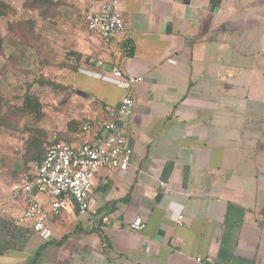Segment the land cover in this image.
Segmentation results:
<instances>
[{
	"label": "crops",
	"instance_id": "1",
	"mask_svg": "<svg viewBox=\"0 0 264 264\" xmlns=\"http://www.w3.org/2000/svg\"><path fill=\"white\" fill-rule=\"evenodd\" d=\"M53 2L56 28L75 26V8L99 7ZM118 11L127 31L114 53L86 21L56 36L71 62L56 67L59 82L43 87L57 94L31 114L49 139L74 141L82 120L100 124L126 94L89 73L141 77L118 130L133 149L130 166L99 170L87 213L71 203L51 219V256L49 245L38 255L42 241L28 228V243L1 253L0 264H264V0H119ZM13 185L0 178L10 222L25 208ZM179 209L182 223L172 218ZM137 217L139 233L130 228Z\"/></svg>",
	"mask_w": 264,
	"mask_h": 264
},
{
	"label": "built area",
	"instance_id": "2",
	"mask_svg": "<svg viewBox=\"0 0 264 264\" xmlns=\"http://www.w3.org/2000/svg\"><path fill=\"white\" fill-rule=\"evenodd\" d=\"M118 3L119 0H99L97 10L88 13L85 19L87 30L101 41L108 53L115 52L119 39L127 31ZM89 74L125 90L121 102L107 109V118L100 124L91 119L82 120L76 140L51 144L43 160L33 165L30 180L8 190L12 198L25 205L20 222L43 243L53 238L51 219L59 216L68 204L73 203L79 214L90 210L99 170L125 172L132 161L133 149L118 130L122 122L133 114L135 101L131 92L142 78L126 74L117 67L105 74ZM39 197H45L48 202L41 201ZM0 215H7V209L0 207ZM172 215L177 223H182V209ZM145 227L140 217L130 225L138 233ZM197 261L203 262V259L198 258ZM206 262L213 264L212 259Z\"/></svg>",
	"mask_w": 264,
	"mask_h": 264
},
{
	"label": "rangeland",
	"instance_id": "3",
	"mask_svg": "<svg viewBox=\"0 0 264 264\" xmlns=\"http://www.w3.org/2000/svg\"><path fill=\"white\" fill-rule=\"evenodd\" d=\"M1 1L8 10L7 14H0V101L3 107L0 113V178L13 185L20 184L28 176L31 167L37 164L24 163L26 142L31 134H36L32 133L33 130L43 131L35 120L39 118L23 110L25 96L33 95L39 100H46L49 95L57 94V91L43 86L51 81L59 82V75L54 70L71 61L67 58L63 60L62 53L66 49L61 53L58 51L56 36L64 37L69 35L70 30L81 29L89 9L82 13L80 8H75V26L72 29L56 28L57 23L54 21L58 20L61 13L55 9L52 12L29 9L25 4L27 0ZM63 78L60 77L61 82ZM57 141L66 140L47 137L48 146ZM12 223L26 227L20 221ZM37 242L33 240L29 246H38ZM55 250V245L50 243L44 254L50 255ZM46 258L42 256L38 259L39 264Z\"/></svg>",
	"mask_w": 264,
	"mask_h": 264
},
{
	"label": "trees",
	"instance_id": "4",
	"mask_svg": "<svg viewBox=\"0 0 264 264\" xmlns=\"http://www.w3.org/2000/svg\"><path fill=\"white\" fill-rule=\"evenodd\" d=\"M26 7L29 9H45L48 10L51 6L54 5L53 0H27L25 3ZM8 7L0 0V14H7ZM49 11V10H48ZM46 12V11H44ZM2 50L1 47V39H0V52ZM131 55V51L128 52ZM50 85H55L54 82H49ZM1 100V93H0ZM2 103L0 101V113L2 109ZM23 110L26 112H33L36 115H41V103L39 99L35 98L33 95H26L23 105ZM57 142H65V141H57ZM47 135L43 131H37L36 134H31L26 142V151L24 155V163L36 162L40 163L45 157L47 148ZM23 179V182L29 181L30 176L27 174ZM30 230L28 228H24L19 225H15L9 220L4 219L0 215V254L13 249V250H21L23 246L28 242V233ZM50 243L47 242L40 246L38 255L45 249ZM58 244V243H57ZM37 255V256H38Z\"/></svg>",
	"mask_w": 264,
	"mask_h": 264
}]
</instances>
